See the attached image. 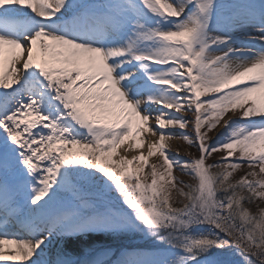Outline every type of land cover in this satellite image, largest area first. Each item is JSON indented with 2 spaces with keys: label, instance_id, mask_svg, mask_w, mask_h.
<instances>
[{
  "label": "snow or ice",
  "instance_id": "obj_1",
  "mask_svg": "<svg viewBox=\"0 0 264 264\" xmlns=\"http://www.w3.org/2000/svg\"><path fill=\"white\" fill-rule=\"evenodd\" d=\"M177 126L198 157L170 154ZM145 132L147 156L120 155ZM258 199L264 0H0V264H232L233 250L264 264V207H245ZM93 234L150 250L72 247Z\"/></svg>",
  "mask_w": 264,
  "mask_h": 264
},
{
  "label": "rangeland",
  "instance_id": "obj_2",
  "mask_svg": "<svg viewBox=\"0 0 264 264\" xmlns=\"http://www.w3.org/2000/svg\"><path fill=\"white\" fill-rule=\"evenodd\" d=\"M249 37H257L258 34H253L251 32L248 33ZM259 45V41L257 40L256 42V46ZM27 97V95L25 96V98ZM185 114L189 120H190V124L189 126L184 130L185 132H187L191 138L193 139V141H195L196 137H195V133L193 130V127L191 126V120L194 119L193 113L191 111H188ZM231 113H228L225 115V118H227L228 115H230ZM172 130L175 132V135L167 140V147L170 150V154L175 155L177 153V151L179 152V156L177 157V159L180 160H191L193 157H198L199 156V151H198V147L197 146H193V145H189L186 141H184L182 138H179L180 136V130L177 127L172 128ZM206 130V129H204ZM223 130V124L221 122L220 125H217V127L215 129H212L210 131H208V136L214 138L217 136L218 132H221ZM147 137L144 139L143 136H138L135 138V140H133L132 138L131 141H129L130 143V151H137V153H140L141 151L145 150L148 143H150L153 139H158V136L153 137L151 133H146ZM136 144L137 147L133 148L132 144ZM140 144H143V147H140ZM131 155V154H130ZM155 155H157L156 157H154L153 161L148 162L147 165H145L144 167V171L141 172L139 175L141 177V180L143 181L146 177V174L150 171V165L153 163H156L158 166L160 165V163H162V159L158 160V156L159 153L157 152ZM225 155V151L221 150L217 153H213L207 160V163H213L215 161L218 160L219 157ZM140 163L139 161H134L133 164H137ZM134 167V165H133ZM258 170V169H257ZM213 171H215V169H213ZM250 171V169L248 168V165L245 163L242 168L238 171H236L233 175V179L237 180L239 179L242 175H244L246 172ZM173 175L176 179V183L178 184L179 187H184L183 184H180L179 181H184L185 183H195L196 181L193 180L192 175L189 173H186L184 171H181L179 168H174L173 169ZM148 182H150L151 177L148 176L147 177ZM185 191H187V189H185ZM92 195H95V193H90ZM112 196H115V193L111 194ZM172 197H173V201L175 203V206L180 207L182 206L181 203L179 201L184 200L183 197L178 196V194L173 191L172 193ZM184 202H187L186 200H184ZM245 207H248L250 209V211H252L253 213H257L259 211V207H264V200H256L253 203H247L245 202ZM97 239H102V237H95V234H93V237H88L85 236L83 237L79 242H77L76 244H74L72 247L74 249H77L79 251H87L90 247H98L101 244H106V245H110L113 250L116 249H125V248H145V249H149L150 250V243L149 241H147L144 237H141L139 235H135V236H129V237H125V238H107V239H103V240H97ZM64 241L61 240V244H60V248L64 246ZM239 249L240 250H244L245 249V245L241 244L239 245ZM69 251L71 252L72 255H77L78 252L76 251H72L71 249H69ZM254 251V249H253ZM224 258L226 260H229L232 262V264H243V258L240 256L239 251L233 250L231 252H228L226 254H224Z\"/></svg>",
  "mask_w": 264,
  "mask_h": 264
},
{
  "label": "bare ground",
  "instance_id": "obj_3",
  "mask_svg": "<svg viewBox=\"0 0 264 264\" xmlns=\"http://www.w3.org/2000/svg\"><path fill=\"white\" fill-rule=\"evenodd\" d=\"M250 32L253 33V34H255V35L258 34V33L256 32L255 29H252ZM9 91H10V90H9ZM146 133H148V132H145L144 134H142V136H143L144 139L147 137V136H146V135H147ZM129 141H131L130 138H129V140H128L127 143H125L124 145L121 146V148L119 149V153H120V155L127 154V155L129 156V158H130L131 155H138L139 153H137L136 150H135V151H130V148H131V147H130V144H129L130 142H129ZM166 144H167V140H166ZM125 149H127V153H125ZM143 152H144L145 156H147V147H146L145 150H143ZM130 154H131V155H130ZM156 156H157V155H154V156L148 157V162L153 161L154 157H156ZM115 159H119V156H116ZM140 163H141V162H140ZM133 165H134V167H135L136 164H133ZM60 244H61V241H60L59 244H57L56 241L54 240V241H53V244L50 245V247H49L48 254H49L50 256H54V255H55V252L57 251V249L60 248ZM6 248H7V246H6Z\"/></svg>",
  "mask_w": 264,
  "mask_h": 264
}]
</instances>
